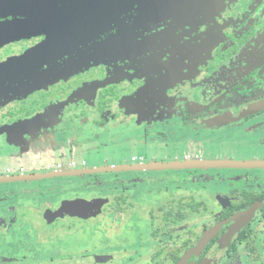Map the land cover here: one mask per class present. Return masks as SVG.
I'll use <instances>...</instances> for the list:
<instances>
[{"label":"flooded vegetation","instance_id":"1","mask_svg":"<svg viewBox=\"0 0 264 264\" xmlns=\"http://www.w3.org/2000/svg\"><path fill=\"white\" fill-rule=\"evenodd\" d=\"M93 1L0 0L1 155L50 144L56 135L59 146L90 142L85 151L112 142L150 145L154 164L165 161L157 156L167 143L195 133L220 140L227 161L264 163V0H226L213 17L189 21L136 5L111 23L107 3L97 8ZM230 141L240 145L233 157ZM118 153L112 162L102 158L101 167L119 164L124 156ZM202 160L214 159L185 156L189 164ZM151 163L134 156L130 164L112 165L127 169L82 173L83 179L92 175L87 185L64 184L69 176H63L58 191L57 176L0 183V237L11 239H0V264H264V166L148 169ZM92 168L70 157L49 172L44 165L7 166L0 177ZM211 180L228 186L210 192ZM112 184L121 188L118 194L108 192ZM95 187L99 194L86 200H108L97 216L48 223L47 210L78 198L63 195ZM149 194L153 200H146ZM194 204L200 210L189 212ZM27 208L42 211L51 226L68 219L83 224L54 234L33 228L40 245L29 246L18 236V211ZM250 210L253 217L240 225L238 218ZM204 223L198 233L172 238ZM80 237L91 254L71 255L63 247ZM47 251L56 253L43 259Z\"/></svg>","mask_w":264,"mask_h":264},{"label":"rangeland","instance_id":"2","mask_svg":"<svg viewBox=\"0 0 264 264\" xmlns=\"http://www.w3.org/2000/svg\"><path fill=\"white\" fill-rule=\"evenodd\" d=\"M214 16V15H212ZM56 136V135H55ZM55 136L50 138V144L48 143H44L41 145H28V146H19L18 149L14 150L12 148H8L6 151H4V153H2V155L0 154V169H5L7 166L13 167L15 169H17L18 167H20L21 165L25 166L28 170H32L34 168H38L41 165H44V170L45 171H50V170H54L57 168V165L59 162H66L67 160L70 159V157H73L76 162L82 166V161L84 159L87 160V162L90 164V166H93V168H97L100 167L104 164L103 163V159H107L110 160L111 162L116 159H119V154L118 152L123 151V153H121L124 156V159H122L120 161L119 164H113L111 163L110 166L112 165H124L125 163L130 164L132 162V157L137 156V157H142L144 156L147 159V163H151L154 160L152 159H148L151 157H155L153 156L155 154V152H152V147L149 145H147L146 150H144V148H142V146L140 148L134 147V146H130V147H126L125 144H122L120 146L116 145L114 142H112L109 145H104L101 146V148H91V150L89 151H85L84 147L87 145L88 147H90V142H83L81 140H78L77 142H74V140H72V143L69 142H63L61 146H59V144L56 145V139L58 140V137ZM65 139V138H64ZM208 141V142H207ZM221 141H209L206 140L204 138H202L201 136H196L195 133H189L187 139L184 140H175V141H170L169 143H167V146H164V148H161L160 150L163 152L160 156L157 157H164L165 161H158L159 163H166V164H173V163H181V162H186L185 161V156L187 155H191V156H195L197 153H199L200 155L203 156V158H208L212 157V159H214L215 161H227L226 159H224L221 156H225V155H229L227 153H224L222 148L224 146H220ZM93 145H95V142H93ZM235 146H240V145H236L234 144V142L230 141V144L227 146V148L231 149ZM46 149L47 153H45L44 148ZM53 147H56V149L58 150L57 153H53ZM72 147V151L71 153L68 152V149H71ZM119 147H121V149H118ZM237 148V147H236ZM149 149L148 155L145 154V151H147ZM238 149V148H237ZM262 150H264V146L262 147ZM61 151V152H60ZM231 157L236 156L235 153L237 152L236 149H232L231 150ZM213 153V154H212ZM213 155V156H211ZM217 157V158H216ZM103 158V159H102ZM220 158V159H218ZM222 158V159H221ZM234 159V158H233ZM102 161V163H101ZM95 163V164H94ZM98 163V164H96ZM48 164H50V168L47 169ZM153 164V163H151ZM155 164V163H154ZM97 165V166H96ZM150 165V164H149ZM53 166H55L53 168ZM92 168V169H93ZM93 174V173H91ZM87 176H92V175H86V179L81 178L83 176L80 175H74V176H69L64 178L65 180L63 181L64 184H69V183H73V184H84L87 185L90 181V178ZM104 179V181H106L107 179H110L108 177L107 173H103L101 175ZM57 178L56 182H58V184L55 185H59L57 191L59 189L62 188L61 184V179L62 176H57L54 177ZM80 178V179H78ZM68 179H74L73 181H67ZM43 182H47L48 181H43ZM207 188L209 189L210 192H213L216 189H220V188H227V184L224 181H216V180H211L207 182ZM113 185V184H112ZM202 187V185H200ZM98 188L95 187L94 189L90 190V191H84L82 189L78 190V192H76L73 195L68 196V194L63 195L66 191H62L61 193H59V196L66 197V198H75V197H80L82 199H86V198H95L94 195L99 194ZM108 192L110 190V194H118L121 191V188H118L113 185L110 186L109 189H107ZM88 196V197H87ZM154 194H149L146 196V200H153L154 199ZM77 198V199H78ZM76 199V198H75ZM74 199V200H75ZM73 200V199H72ZM19 217L21 218L20 222L22 223V228L19 229V233L18 236L23 239V244L25 243L26 245L29 246H39L40 243L37 241V236H35V231H33L34 229H37L36 233H49V234H54L57 232H60V227L64 226H70L71 228L74 227H78L81 224H83V222L79 221V220H72V219H68L66 221H59L55 226H51L49 225L45 219L42 218V211H36L32 208H27V209H23V210H19ZM100 221V220H97ZM208 225H212V220H207L206 221ZM97 224H99L97 222ZM202 226H200V224H195L192 226H188L187 228H185L183 231H178L177 233H175V235L172 237H179V235H184L186 234V232H196L198 233V231H200L201 229H206L203 228V226L205 225V227H207L208 225H206V223L201 224ZM32 227V228H31ZM77 232V230L73 231ZM32 233V234H31ZM78 233H82V232H78ZM28 234H31L28 236ZM179 234V235H178ZM44 238V237H42ZM0 239H5V240H10L11 239L7 236H1ZM79 242H76L78 241ZM76 243H71L68 246H63L68 248L71 251H68L69 254L71 255H79L82 254L83 252H88V254H91V250L92 248H87L86 245L84 244L85 239L83 241V237H80L78 239L75 240ZM3 243V242H2ZM89 247V246H88ZM86 248V249H85ZM39 250H43V248L39 247ZM54 250V249H53ZM83 250V252H82ZM55 251H51V252H46L42 255V258H47V255L49 254H55ZM42 254V252H41ZM88 256V255H87ZM83 263V261H82Z\"/></svg>","mask_w":264,"mask_h":264},{"label":"water","instance_id":"3","mask_svg":"<svg viewBox=\"0 0 264 264\" xmlns=\"http://www.w3.org/2000/svg\"><path fill=\"white\" fill-rule=\"evenodd\" d=\"M93 7L97 6V8L102 7L103 3H107L110 11L108 13V23L115 22L116 17L119 15L120 10H128L135 8L136 5L139 6V10L141 9H157L159 8V12H162L165 17H173L175 19H187L184 21H189V18H194L196 16L208 17L215 14H218L221 10L224 9L226 5V0H97L93 1ZM158 2V4H157ZM156 11V10H155ZM158 13V12H157ZM158 15V14H156ZM213 17V16H212ZM235 165H244V166H264V163H256V162H231V161H215V160H202L200 162H195L189 164L187 162L181 163H155L147 165L148 169L154 168H186V169H208L214 167H225V166H235ZM121 169H127L126 167H97L87 171H72L65 173H49V174H35L30 176H18V177H0V183L6 182H20L27 181L31 179H42L49 178L54 176H74L81 175L82 173H97V172H107V171H118ZM142 169V168H141ZM105 202H108L107 199L104 198H96L91 201L86 199H75V200H67L64 201L58 210H47L45 213V218L48 220V223H52L57 218L65 217L66 215L72 217H80V218H89L91 216H97L101 210L102 206ZM90 212V213H89ZM253 210L245 212L241 215L238 220L240 221V225H244L247 221H249L253 217ZM212 236V231L207 233L202 240V243H206L210 237Z\"/></svg>","mask_w":264,"mask_h":264},{"label":"trees","instance_id":"4","mask_svg":"<svg viewBox=\"0 0 264 264\" xmlns=\"http://www.w3.org/2000/svg\"><path fill=\"white\" fill-rule=\"evenodd\" d=\"M189 212H195V211H199L200 210V206L198 204H194V206H189L188 208ZM205 211H207L208 209L205 208Z\"/></svg>","mask_w":264,"mask_h":264},{"label":"built area","instance_id":"5","mask_svg":"<svg viewBox=\"0 0 264 264\" xmlns=\"http://www.w3.org/2000/svg\"><path fill=\"white\" fill-rule=\"evenodd\" d=\"M134 159V158H133ZM71 166H73V167H75L76 166V164L73 162L72 164H71ZM10 171V170H9Z\"/></svg>","mask_w":264,"mask_h":264}]
</instances>
